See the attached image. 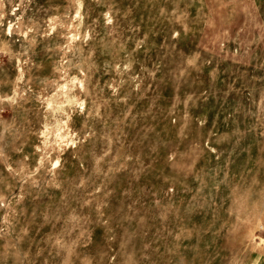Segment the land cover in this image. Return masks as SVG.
Wrapping results in <instances>:
<instances>
[{
  "label": "rangeland",
  "instance_id": "obj_1",
  "mask_svg": "<svg viewBox=\"0 0 264 264\" xmlns=\"http://www.w3.org/2000/svg\"><path fill=\"white\" fill-rule=\"evenodd\" d=\"M0 264H264V0H0Z\"/></svg>",
  "mask_w": 264,
  "mask_h": 264
}]
</instances>
